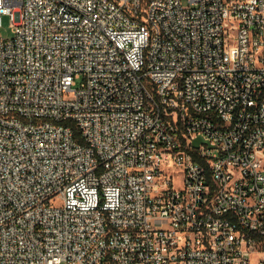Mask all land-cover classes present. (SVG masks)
I'll use <instances>...</instances> for the list:
<instances>
[{
  "label": "built area",
  "instance_id": "1",
  "mask_svg": "<svg viewBox=\"0 0 264 264\" xmlns=\"http://www.w3.org/2000/svg\"><path fill=\"white\" fill-rule=\"evenodd\" d=\"M2 16L0 264H264V0Z\"/></svg>",
  "mask_w": 264,
  "mask_h": 264
},
{
  "label": "rangeland",
  "instance_id": "2",
  "mask_svg": "<svg viewBox=\"0 0 264 264\" xmlns=\"http://www.w3.org/2000/svg\"><path fill=\"white\" fill-rule=\"evenodd\" d=\"M0 35L4 38H8L12 35L10 20L7 16H2V21H1V26H0Z\"/></svg>",
  "mask_w": 264,
  "mask_h": 264
},
{
  "label": "water",
  "instance_id": "3",
  "mask_svg": "<svg viewBox=\"0 0 264 264\" xmlns=\"http://www.w3.org/2000/svg\"><path fill=\"white\" fill-rule=\"evenodd\" d=\"M200 143H207L205 140H203L200 136L196 137L192 141V146L193 147H198Z\"/></svg>",
  "mask_w": 264,
  "mask_h": 264
}]
</instances>
